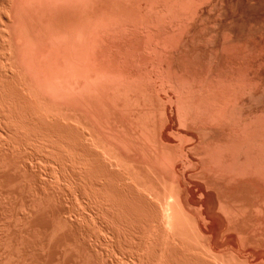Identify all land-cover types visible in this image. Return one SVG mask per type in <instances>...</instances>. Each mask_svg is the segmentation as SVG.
Masks as SVG:
<instances>
[{"label": "bare ground", "instance_id": "6f19581e", "mask_svg": "<svg viewBox=\"0 0 264 264\" xmlns=\"http://www.w3.org/2000/svg\"><path fill=\"white\" fill-rule=\"evenodd\" d=\"M0 156L27 264H264V0H0Z\"/></svg>", "mask_w": 264, "mask_h": 264}, {"label": "rangeland", "instance_id": "374dc122", "mask_svg": "<svg viewBox=\"0 0 264 264\" xmlns=\"http://www.w3.org/2000/svg\"><path fill=\"white\" fill-rule=\"evenodd\" d=\"M0 157H1V156H0ZM0 159H1V158H0ZM27 159H28V158H27ZM23 160H24V159H23ZM28 160H29V161L31 160L30 163H29ZM28 160H26V159L24 160V161L27 162V163L25 162L26 165H25L24 162L21 160L22 162L20 161V163H21L20 165H21V166H23V165H24V166H28V163L31 164V165L28 166V167H29L28 170H29V172H31L32 170L30 171V168L32 169V165H33V168H36V162H35L34 160H33L34 162H32V159H28ZM22 163H23V165H22ZM32 163H33V164H32ZM17 164H19V163L17 162ZM36 169H37V168H36ZM36 169H33V171H36ZM39 169H40V168H39ZM39 169H37V170H39ZM0 171H1V170H0ZM33 171H32V173H34ZM1 172L3 173V171H1ZM1 172H0V174H1ZM37 172H39V171H36L34 174L37 175ZM3 174H4V173H3ZM3 174L0 175V176L3 177V176H4ZM30 174H31V173H30ZM30 174H29V175H30ZM38 174H41V173H38ZM5 175H6V174H5ZM41 175H42V174H41ZM38 176H39V175H38ZM4 177H5V176H4ZM4 177H3V178H4ZM30 177H33V178H34V176H32V174H31ZM36 177H37V176H35V179H33V180H36V181H37V178H38V182H37V185H36L37 187L34 188L36 182H35V181L32 182L33 180H32L31 178H30V180H32V181L29 180V183H30V182H32V183H30V184H33V183H34L33 188H32V185H30V186H31V188H30V187L28 186L29 183H26L27 187H29L30 189H35V192H36V190L39 188L38 186L40 185V183H39V182H40V181H39V180H40V179H39L40 177H37V178H36ZM5 179L7 180V177H6ZM5 179H4V180H5ZM195 179H196V178H195ZM195 179L193 178L192 180L195 181ZM0 180H2V181L0 182V183L2 184V182H4V181H3V179H1V178H0ZM6 180H5V181H6ZM196 180H197V179H196ZM7 181H9L10 185H11V183H13L12 181L10 182V180H7ZM194 181H193V182H194ZM195 182H198V181H195ZM6 183H7V182H4V184H2V185L0 184L1 187L3 186V187L5 188L4 191H3V190H2L3 187H2V188L0 189V190H1L0 192H2V191L5 192V190H6V192L8 193V191H9L10 188H9L8 190L6 189V187H8V186H4ZM9 183H7V184L9 185ZM7 184H6V185H7ZM13 185H14V184H13ZM13 185H11V189H12V186H13ZM15 185H16V184H15ZM26 185H25V186H26ZM41 185H43V184H41ZM41 185H40V188L42 187ZM18 186H19L18 188H20V185H18ZM44 186H45V185H44ZM9 187H10V186H9ZM13 187H14V186H13ZM27 187H26V189H28ZM16 188H17V186H16ZM22 188H23V187H22ZM36 188H37V189H36ZM40 188L38 189V191H39V190H42V188H41V189H40ZM43 188L48 189L49 187H43ZM20 189H21V188H20ZM24 189H25V188H24ZM30 189H28V190L25 191V192L27 193ZM45 189H44V190H45ZM16 190L18 191L19 189H16ZM16 190H15V191H16ZM44 190H43V191H44ZM48 190H49V189H48ZM11 191H12V190H10V192H9L8 194L11 195V194H14V193H15L14 190H13V193H11ZM17 191H16V192H17ZM19 191H20V190H19ZM19 191H18V192H19ZM23 191H24V190H21V192H23ZM31 191H34V190H31ZM38 191H37V192H38ZM43 191H42V192L39 191L38 193H37V192H36V193H37V195L39 196L41 193H44V194H45V192H43ZM49 191H50V190H49ZM51 191H52V190H51ZM18 192H17V193H18ZM29 192H30V191H29ZM35 192H32V193H35ZM40 192H41V193H40ZM46 192H48V191H46ZM7 193H0V197H1V201H0V203H1V205L4 204L5 201H9V203H11L10 200H12L13 198H12V199L10 198V200H8V199H9L8 197H9L10 195H8V197H7V196L5 195V194H7ZM51 193L53 194V191H52ZM2 194L4 195V197H7V198H6L7 200H6V199L4 200V198H3L4 201L2 200V197H3ZM18 194H19L20 199H21L22 194H20V193H18ZM18 194H17V195L15 194V195H16V196L14 195L15 197L12 196V197H14V199H15L16 201H17V199H18V198H17V197H18ZM28 194H30V193H28ZM28 194H25V198H27V200H28L29 196H26V195H28ZM65 194H66L65 196H67V197L69 196V195H67V193H65ZM1 195H2V196H1ZM23 195H24V194H23ZM30 195H31V194H30ZM37 195H36V196H37ZM41 195H42V197L45 196V195H43V194H41ZM33 196H34V195H33ZM33 196H30V198L32 197L31 199H33ZM36 196H35V197H36ZM54 196H55V197H54ZM65 196H63V194H62V196H61V195L58 196V194H57V196H56V193L52 195V197H53L54 199H57V200H58V199L61 200V198L63 199V197L67 199V197H65ZM10 197H11V196H10ZM56 197H60V198H56ZM23 198H24V196L22 197V199H23ZM34 199H35V198H34ZM54 199H53V201L56 202L57 204H59V202H61V201H59V200H58V202H57V201H55ZM18 200H19V199H18ZM27 200L24 199V200H23L24 202H22V201L20 200V202H21V204H22V203H23V204H24V203L27 204V202H29L30 199H29L28 201H27ZM63 200L65 201V199H63ZM69 200H71L70 196H69V199H67V201H69ZM2 201H3V202H2ZM12 201L14 202V200H12ZM16 201H15L14 203H12V205H11V204L9 205V206H11V207L8 206V204H9L8 202H6V203H8V204H4V205H2V206H4V207H5V205H7L8 207H6V208H10V209H11L12 207H14L15 205H17V208L14 207V208H12L11 210L8 209V210H9V213H7V215L11 214V216H12V215H13L12 213L15 211L14 209L16 208V213L14 212V216H12V218H11V216L9 215L10 217L8 216V217H5V218H4V219L7 218L6 220H8V222H7V221H6V222L3 221V222L6 224L7 229L9 228V226H13V227H11V228H14V227H15V226H14V223H13L14 220L12 221L13 218L15 219V218L17 217V218L15 219V221H16V220H18V221L20 220V221H21V220H23V219L25 220L26 216H27V217H30V216H28L29 214H31L32 216L35 215V217H36V216H40V215L42 216V215H43L42 213H41L40 215H38L40 212H38V213H37V212H34V211H36V210H35V208L33 207L32 203H31L32 200L30 201L29 205L31 204V205H32V208H34V211H33V209H31L34 213L31 212V210H30L31 206H30V208L28 209V211H24V210H27V208H26V206H25L26 204L24 205L25 207H23V204H22V206L20 207V205H21L20 202H18V201L16 202ZM25 201H26V202H25ZM64 201H62V202H64ZM16 203H18V204H16ZM68 203H69L70 206L66 205V204H68ZM19 204H20V205H19ZM54 204H55V203H54ZM71 204H72V201H71ZM71 204H70V201H69V202H67V203H63L62 206H61V204H59L60 206L57 205L56 207H57V208H60V207L62 208L63 205H64L63 208H65V207H66L67 209H70V208H71V212H72V211H73V210H72L73 206H72ZM18 205H19V206H18ZM27 205H28V204H27ZM29 205H28V206H29ZM28 206H27V207H28ZM71 206H72V207H71ZM4 207H3L2 210H1V207H0V214H1V211H3V210L5 209ZM18 207H20L21 209H22V207L25 208V209L22 210L23 212H22L21 210H19V211H21L20 213H23V214H24V215L22 214V217L24 216L23 218L21 217V215H20V216H17V210H18ZM56 207L54 206V208H56ZM68 207H69V208H68ZM54 208H53V209H54ZM66 208H65V210H66ZM51 210H52V209H51ZM60 210H61V209H59V211H60ZM65 210L62 209V211H64V212H65ZM5 211H7V209H5V210L3 211V214H4V215H6V212H5ZM11 211H12V212H11ZM55 211H56V209H54V212H55ZM59 211H58V212H59ZM68 211H69V210H68ZM68 211L66 212V213H67L66 217H65V214H64V216H63L64 218H67V219L69 218L68 216H70V215H68V214H69ZM7 212H8V211H7ZM24 212L27 213V214L25 215ZM30 212H31V213H30ZM44 212H45V211H44ZM49 212H50V210H49ZM32 213H33V214H32ZM36 213H37V215H36ZM46 213H48V212H45V213H44V216L47 217L48 214L46 215ZM59 213H60V212H59ZM73 213H75V212H74V211L72 212V215H71L70 218H73ZM3 214H1L2 216L0 215V220H1L2 225H3V222H2L3 218H2V217H4ZM18 214H19V212H18ZM7 215H6V216H7ZM15 215H16V217H15ZM62 215H63V214H62ZM48 216H49V215H48ZM18 217H19V219H18ZM20 217H21L22 219H21ZM35 217H34V219H35L34 221L36 222V218H35ZM46 217H44V218H46ZM51 217H52V219H54V218H53L54 215H53L52 213H51ZM51 217H50L49 219H51ZM74 217H75V218H78V214H77V213H76V215L74 214ZM42 218H43V217H42ZM70 218H69L68 220H71V221H72V219H70ZM9 219H11V220H10L11 222H9ZM28 219H29L30 221H31V220L33 221V219H31V218H28ZM28 219H26L25 221H27ZM39 219H41V218L39 217ZM46 219H48V217H47ZM46 219H45L44 222L42 221L43 219L41 220V222H42L43 224H41V222H40V220H39V222H40L39 224H41V225L44 226V223L47 222ZM49 219H48V220H49ZM74 220H75V219L73 218V221H74ZM20 221H19V222H20ZM25 221H23V223H24ZM32 221H31V222H32ZM34 221H33V223H34ZM37 221H38V220H37ZM49 221H51V220H49ZM53 221H54V220H53ZM27 222H28V221H27ZM1 223H0V225H1ZM8 223H9V224L12 223L13 225H9ZM15 223H16V222H15ZM21 223H22V221H21L19 224H21ZM23 223H22V224H23ZM37 223H38V222H37ZM5 224H4V225H5ZM17 224H18V223H17ZM17 224H15V225L17 226V227H15V228H17L18 232H17V230H16L15 228H14V229L16 230L17 233L15 232L14 229H12V230L16 233V234L14 233V234H15V237H14V238H16V239L13 238V241L16 240V243H15V242L13 243L12 238H11V241H10V239H9L10 237L7 236L8 234H5V233H6V231H5V230H6V229H5L6 226H4V227H3V226H0V228L3 227V228L5 229V230H4V234L6 235V238H7V239H5V236H4V239H5L6 243L8 242V244H9V245H6L5 241L2 240V241H0V242L2 243V245H1V243H0L1 246H8V247L10 248L12 245L15 244L14 246L17 247L16 249L19 250L18 247L21 245V243H23V239L26 238V240L24 241L25 244H26V243H29L28 239L31 240L30 238H32V237H33L32 235L35 234V237H36L35 239H36V240H35V239H34V240L32 239V240L34 241V242H33L34 245H33V246L31 245V243H32L31 241H30L29 244H30V246H32L33 248H34V246H37V247L39 248V250H40V245H41V246L44 245L43 242H44L45 240H43V239H46V238L50 237V236H48V235L51 234V231H50L51 228H48V227L45 228V227H43V229H42V227L40 226V227H41V230H44V228L47 229V230L50 229V230H48V231H50V233L46 230V233L48 232V234H43V235H45L46 237H45V236H44V237H41L42 235H38V237H41V238H40V242L43 244V245H42L40 242H38L39 240H37V235H36L37 233L40 234V231H41V230H39V229H40L39 226L36 228L37 231H34L35 229H33V228H32V231H31V229H30V234H32V235H30L29 232H28V231H29V226H28L29 224H28V223H25V224H27V225L23 224V225H25V226L28 228V231H27V230H26L27 228L25 227V228H26L25 230H26V232H28V233H25V232H24V230H23L24 227L22 228V226H23L22 224H21L22 226H21V225H17ZM46 224H47V223H46ZM46 224H45V225H46ZM8 225H9V226H8ZM50 225H53V222H52V221H51V224L49 223V224L46 225V226H49V227H50ZM20 226H21V228H20ZM30 226H33V224L31 225V223H30ZM18 227H19L21 230H20ZM35 227H36V223H35ZM51 227L53 228V226H51ZM30 228H31V227H30ZM38 228H39V229H38ZM8 230H10V229H8ZM8 230H7V232H8ZM12 230H11L10 232H13ZM38 230H39V232H38ZM2 231H3V230L1 229V232H2ZM19 231H22V233L24 232V234H26L27 236H26V237L23 236V239H22V237H20V236H22V235H19V233H20ZM33 231H34V232H33ZM44 231H45V230H44ZM85 231H86V230H85ZM85 231L83 230V231H76V232L78 233V234H77L78 236H81V234H79V233H83V232H84V234H86V235H83V234H82V237L85 238L86 240H89L90 238L92 239V238L94 237V239H92L93 242L86 241V240L84 239V241H85V244H84V243H83V238H81V239H80V238H76V240H77V239H78L77 241L81 240V244L83 243L85 246H88V245H89L88 249H90V247H91V245H92L94 248L92 247L91 249H94V250L97 249V250H99V247H100V245H101L100 243H97V241H96V242H95V245H93L96 236H94L93 234H91L92 237H91V236H87L88 232L85 233ZM31 232H32V233H31ZM41 232L43 233V231H41ZM70 232L72 233L73 231L64 232V236H65V233L69 234ZM76 232H73V233H76ZM8 233H9V232H8ZM44 233H45V232H44ZM73 233H72V234H69V235H70V238L73 237V239H74V236H75V235H74ZM1 234H2V233H0V237H1ZM4 234H2V237H3ZM14 234H13V236H14ZM17 234H18L19 236H18ZM24 234H23V235H24ZM60 234H61V233H60ZM67 234H66L67 237H66V236H65V237H66V239L68 240L69 236H68ZM89 234H90V233H89ZM89 234H88V235H89ZM28 235H30L31 237L29 236L30 238H27ZM51 235H52V234H51ZM61 235L63 236V234H61ZM61 235H60V237H59V235H58V237L55 236L54 239H53V237H52V240L55 241V240H56L55 238H57V240H60V244L63 243V242H61V241H62V240L65 241L66 239H65V237L61 238V237H62ZM71 235H73V236H71ZM77 235H76V236H77ZM10 236H12V233H10ZM16 236H18L20 239L17 238ZM47 236H48V237H47ZM76 236H75V237H76ZM78 236H77V237H78ZM85 236H86V237H85ZM2 237H1V238H2ZM8 237H9V238H8ZM24 237H25V238H24ZM89 237H90V238H89ZM60 238H61V239H60ZM70 238H69V240H70ZM88 238H89V239H88ZM2 239H3V238H2ZM8 239H9V240H8ZM17 239H19V240L22 239V240H21L22 242H21L19 245H17V244L19 243V240H18V242H17ZM41 239H42L43 242L41 241ZM73 239H71V240H72L73 242H75L76 240H73ZM96 239H97V238H96ZM7 240H8V241H7ZM49 240H50V238H49ZM57 240H56V241H57ZM67 240H66V241H67ZM69 240H68V242H69ZM92 240H91V241H92ZM27 241H28V242H27ZM66 241H65V242H66ZM77 241H76V242H77ZM3 242L5 243V245H4ZM35 242H36V243H35ZM37 242H38V245H36ZM45 242H46V241H45ZM47 242H48V239H47ZM49 242L52 243L53 241L50 240ZM68 242H67V243H68ZM88 242H90L91 245H90V243L88 244ZM10 243H13V244L10 245ZM24 243H23V244H24ZM56 243H57V242H55V245H53L54 243H52L51 245H52V246H56V245H57ZM92 243H93V244H92ZM96 243H97V245H98V244H100V245L97 246ZM79 244H80V242H79ZM83 244H82V245H83ZM86 244H88V245H86ZM26 245L28 246V244H26ZM45 245H46V244H45ZM51 245H49V246H51ZM62 245H63V246H66V245H64V244H62ZM103 245H104V246H103ZM103 245H101V246H103L104 248H103V249H102V247L100 248L101 250H103V251H100L101 253H103V252L105 251V253H103V255H104V254L106 255V253H107L108 255H109V254H113L114 252L116 253V251L119 252V248H120V247H119V248H116V247H107V246H105V244H103ZM1 246H0V257L2 256V264H3V259H4V257H5V261L8 259L9 262L12 261L11 264H14L13 262H15V261H14L15 256H16V261H17V259H18V258H17V255L21 257V258L18 259L17 262H21V263H19V264H23L24 261H23L22 258L26 257V255L28 254V251H29V253L32 251V250L30 251V248H31V247L29 246L30 248L28 247L29 249H27L26 251H25V249H24V251H25V253H24L23 248H26L27 246H26V247L24 246L23 248L20 247V248H22V250L18 251V253H19V252H21V253H20V254L17 253V254L14 256V254L11 255V253H12L13 251H14V252L16 251L15 248H14V246L11 247V248L9 249V250H11L12 248H14V250H13V249L11 250L12 252L10 251V252H11L10 254H8V253H9L8 250H5L4 248H1ZM21 246H22V245H21ZM47 246H48V243H47ZM47 246H44V248L46 247V249H48L49 246H48V247H47ZM58 246H59V244H58ZM95 246H96L97 248H95ZM60 247H61V246H59V247H55V249H51V247H50V249L53 250V251H54V250L56 251V249L58 248V249H59L58 251H61L62 249L67 248V246H66L65 248H64V247H61L62 249H61ZM5 248L7 249V247H5ZM33 248H31V249H33ZM38 248H37V250L34 249L35 251H34V250H33V251H34V252L37 251V253H40V252L42 251L41 253H44L45 255L50 256L49 253L46 254V250H45V249H44L45 251H43V249H42L43 247L41 248V249H42L41 251H38ZM53 248H54V247H53ZM69 248H70V247H68V249H69ZM72 248H73V247H72ZM76 248H77V247H76ZM76 248H74V249H76ZM79 248H80V247H79ZM81 248H83V247H81ZM84 248H86V247H84ZM50 249H48L47 252H50ZM60 249H61V250H60ZM68 249H67V254H68V255L73 254L74 249H73V251H68ZM91 249L88 251V253H89V255H90V252H91V255H94V257L92 256L93 258H91L90 256H87V255H88V253H87V249H86V252H85V249L83 250V251L85 252L86 255L83 254V251H81V249H79L81 252H80L79 250H76V251H78L77 253H79V252L81 253V255H79V256L84 255V256H82V257H84V260H85V257H86L87 261H88L89 259H91L92 261H96L95 264H97V263H98V264H103V263H104V264H117L119 261H122V262H119V263L121 264V263H123V261L126 259V258H124L125 256H124L123 253H122V255H123L124 257H123L121 254L119 255L118 252H117L114 256L111 255V257H113V258H115V259H112V258H110V257L108 258V256H107L108 260H107L106 262H108V263H106L104 260H103L102 263H100V262H101L100 260L103 259V258H101V255H99L100 252L98 251V255L100 256V258L98 257L99 260H98V262H97V260H94V258H95L96 256H98V255L96 254V253H97V252H96L97 250H95V254H93V253H94V252H93L94 250L91 251ZM115 249H116V250H115ZM117 249H118V250H117ZM2 250H4V251H2ZM69 250H72V249H69ZM121 250L125 251L124 249H120V252H122ZM257 250H258V249H257ZM22 251H23V253H22ZM64 251H65V250H64ZM3 252H4V253H3ZM14 252H13V253H14ZM56 252H57V251H56ZM62 252H63V250H62ZM62 252H61L60 255L58 254L59 257H60L62 254H63V255H66V252H65V253H62ZM69 252H70V254H69ZM71 252H72V253H71ZM120 252H119V253H120ZM126 252H127V251H126ZM2 253H3V254H2ZM26 253H27V254H26ZM41 253L39 254V255H40V259L42 258L41 255L45 256L44 254H41ZM53 253H55V252H53ZM58 253H59V252H58ZM80 253H79V254H80ZM127 253H129V254H127ZM127 253H126V254H127L128 256H126V257L128 258L129 255H130V252H127ZM5 254H6V255H5ZM7 254H8L9 258H11V257L13 256V257H14V258H12L13 260H12V259H9L8 256H7ZM21 254H23L24 256H21ZM25 254H26V255H25ZM31 254H32V253H31ZM31 254H30V255H31ZM33 254H34L33 256H36L35 253H33ZM74 254H76V253L74 252ZM74 254H73V255H74ZM28 255H29V254H28ZM53 255H54V254H53ZM56 255H57V254L55 253V256H56ZM58 255H57V257H58ZM73 255H72V256H73ZM76 255H77V254H76ZM105 255L102 256V257L105 258V257H106ZM116 255H118V256H116ZM6 256H7V257H6ZM10 256H11V257H10ZM33 256H32V255H31L30 257L27 256V257H29V260H27V261L25 260L24 263L27 264L28 261H30V258L33 257ZM51 256H52V255H51ZM55 256L52 257V259H53V258H57V257H55ZM66 256H67V255H66ZM66 256H64V257H66ZM74 256H75V255H74ZM74 256H73V258H71V256H69V258H71V260H70L71 262H70V263H72V264L75 263V262H72V261H73L72 259H74ZM79 256H77V257L75 256V257L78 259V260H75L76 262H77V261L80 262L79 259H81L82 257L79 258ZM109 256H110V255H109ZM115 256H116V257H115ZM119 256L121 257V260H120V257H119ZM46 257H47V256H46ZM59 257H58L57 259H59ZM64 257H63V258L60 257V258L63 260V263H60V264H64L65 260H66V259H67V260L69 259V258L67 257V258H65V260H64ZM122 257H123L124 259H122ZM6 258H7V259H6ZM34 258L36 259V257H34ZM76 258H75V259H76ZM88 258H89V259H88ZM98 258H97V259H98ZM116 258H117V259H116ZM118 258H119V261H118ZM20 259H21L23 262H22ZM24 259H25V258H24ZM27 259H28V258H27ZM52 259H51V260H52ZM57 259H56V260H57ZM61 259H60V262H61ZM82 259H83V258H82ZM95 259H96V258H95ZM109 259H110V260H109ZM128 259H130V257H129ZM19 260H20V261H19ZM33 260H34V259H32L31 261L34 263L35 260H34V261H33ZM41 260H42V262L40 261L41 263H44V262L46 261L45 258H44V260H43V259H41ZM48 260H49V258H48ZM48 260H47V261H48ZM91 260H89V262H90ZM105 260H106V259H105ZM111 260H112V262H114V263H110ZM113 260H114V261H113ZM115 260H116V261H115ZM126 260H127V259H126ZM36 261H37V263H35V264H38V263H39V260L36 259ZM47 261H46V262H47ZM52 261H53V260H52ZM52 261H51V262H52ZM54 261H55V260H54ZM57 261H59V260H57ZM82 261H83V260H82ZM82 261H81V262H82ZM99 261H100V262H99ZM128 261H129V260H127L126 262H127L128 264H130L131 262H128ZM0 262H1V261H0ZM6 262H7V261H6ZM46 262H45V264H46ZM51 262H49V264H51ZM66 262H67V261H66ZM66 262H65V263H66ZM68 262H69V261H68ZM116 262H117V263H116ZM126 262H124L123 264H127ZM33 263H32V264H33ZM55 263H58V264H59V262H56V261H55ZM55 263L53 262V264H55ZM90 263H91V262H90ZM92 263H93V262H92ZM92 263H91V264H92ZM119 263H118V264H119ZM4 264H5V262H4ZM9 264H10V263H9ZM15 264H16V263H15ZM17 264H18V263H17ZM29 264H31V263L29 262ZM47 264H48V263H47ZM67 264H69V263H67ZM76 264H78V263H76Z\"/></svg>", "mask_w": 264, "mask_h": 264}]
</instances>
